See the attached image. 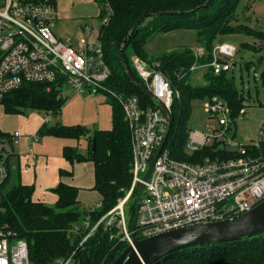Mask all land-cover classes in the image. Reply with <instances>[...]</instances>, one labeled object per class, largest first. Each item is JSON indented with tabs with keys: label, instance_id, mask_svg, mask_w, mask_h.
Listing matches in <instances>:
<instances>
[{
	"label": "trees",
	"instance_id": "obj_1",
	"mask_svg": "<svg viewBox=\"0 0 264 264\" xmlns=\"http://www.w3.org/2000/svg\"><path fill=\"white\" fill-rule=\"evenodd\" d=\"M109 1L112 15L107 24L100 25L98 31L104 59L111 72L105 82L109 95L107 103L111 106V127L94 129L91 136L81 125L48 127L45 122L38 130L39 134L56 137L88 138L86 155L80 154L76 146L70 145L63 147L62 154L71 165L84 161L92 163V189L99 194L101 205L80 212V188L62 180L52 188L57 197L54 204L33 200L34 186L23 184L19 176H12L8 163L12 153H6L8 176L0 190V226L11 230L14 237L26 242L29 264H56L58 260L70 256L72 264H108L125 247L119 237H110L111 233L115 234V230L106 228L104 222H97L126 194L132 180L129 130L118 97L136 95L142 106L154 104L153 99L142 89L146 85L136 72L131 56L139 57L162 72L170 85L179 90V97L174 99L171 106V129L165 145L171 157L190 161L193 156L184 150L189 130L186 120L190 100L216 95L231 108L233 118L244 107V98L235 88L233 77L227 73L231 65L228 71L213 73L211 63L217 58L216 46L228 34H250L264 42L262 30L253 29L243 22L234 23L238 19L237 6L240 0ZM175 30L193 31L197 45L203 49L202 55L196 56L188 46L159 55L148 54L146 44L152 37ZM241 46L255 48L249 42H243ZM193 65L196 68L206 67L205 83L192 84L189 81L193 73L189 68ZM261 79L264 86V71ZM110 91L115 97L108 93ZM65 100L55 84L30 82L9 92L2 105L7 113H19L22 109L30 108L57 114ZM0 138L11 140L9 133L2 130ZM71 172L60 170L59 175L69 176ZM135 194L131 195L126 209L129 224L134 213ZM82 213L84 220L88 216V225L74 231L73 223ZM93 227V232L82 241ZM154 264H264V230L248 238L175 250Z\"/></svg>",
	"mask_w": 264,
	"mask_h": 264
},
{
	"label": "built area",
	"instance_id": "obj_2",
	"mask_svg": "<svg viewBox=\"0 0 264 264\" xmlns=\"http://www.w3.org/2000/svg\"><path fill=\"white\" fill-rule=\"evenodd\" d=\"M101 1L104 4L101 24L105 25L112 7L109 0ZM56 18L57 11L48 2L0 0V103L9 92L30 82L55 84L58 89L69 83L80 93H107L105 82L111 72L104 59L99 32L92 42L81 36L75 43L72 38H60L51 31L49 23ZM235 51L226 42L216 46L217 58L211 63L214 74L229 70ZM131 60L154 104L142 106L136 95L118 97L129 130L132 180L126 194L97 224L104 222L106 228L116 231L110 234L111 238L119 237L125 246L131 244L126 209L140 183L144 187L134 231L138 238L241 214L264 200V120L256 137L248 144L243 143L236 138L233 126L235 119L244 114V107L233 118L231 108L216 95L205 97L204 108L209 117L218 120V125L211 126L209 132L188 130L184 150L193 159L171 157L164 144L148 179L143 180L168 128V117L162 107L170 115L172 103L180 93L162 72L137 56H131ZM195 69L193 65L189 71ZM108 93L115 97L111 91ZM9 135L12 144L19 143L18 131ZM0 148L1 190L8 167L7 152L1 145ZM100 205L98 201L90 209ZM88 221L87 216L85 226ZM0 264H29L26 242L3 226H0ZM56 264H72V258L58 260Z\"/></svg>",
	"mask_w": 264,
	"mask_h": 264
},
{
	"label": "rangeland",
	"instance_id": "obj_3",
	"mask_svg": "<svg viewBox=\"0 0 264 264\" xmlns=\"http://www.w3.org/2000/svg\"><path fill=\"white\" fill-rule=\"evenodd\" d=\"M58 20L49 23V28L61 38L73 39L82 37L89 42L98 36L101 25L100 16L104 14V4L101 0H56ZM238 19L234 23H246L256 30L264 32V0H240L237 6ZM85 29L90 30L88 35ZM250 34H228L222 37V42L231 44L235 48V54L230 62L231 68L227 72L233 77L234 86L243 96L244 114L235 119L233 129L236 130V138L248 144L254 139L259 130V124L264 120V86L261 75L264 71V42ZM76 43V40H74ZM249 42L255 48H243L241 43ZM183 46L190 47L200 56L203 49L195 41L194 32L191 30H175L164 34H157L146 44L149 55L161 54L170 50H177ZM152 57V56H150ZM154 58V57H153ZM235 61V62H234ZM146 62V61H145ZM134 66V65H133ZM205 66H198L191 74L189 81L192 84L205 83ZM167 77V76H166ZM169 80V79H168ZM59 94L66 100L57 114H47L35 109H22L19 113H7L0 103V129L7 133L14 130L20 134L19 140L30 142L29 152L31 155L44 157L62 156L63 145H74L77 151L86 155L88 153V138L82 136L78 139L56 137L53 135L39 134L38 130L45 119L49 118L48 127L56 125H81L91 136L94 129H109L111 127V107L106 102L109 98L107 93L99 91L96 94L80 93L69 83L60 86ZM207 98L195 97L190 100V109L186 120L187 129H197L209 132L211 126H217L218 120L209 117L205 111L204 103ZM36 135L39 137L34 138ZM88 135V136H89ZM0 145L9 155L8 163L15 174L17 166V154L20 153L21 144H12L10 140L0 138ZM0 151L2 149L0 148ZM14 153V154H13ZM6 154V153H5ZM84 181L89 177L85 175ZM13 181V180H12ZM78 209L80 212L90 209L95 201H99V194L82 191ZM86 192V193H85ZM87 194V196H86ZM89 194V195H88ZM83 213L73 223V230L85 227Z\"/></svg>",
	"mask_w": 264,
	"mask_h": 264
},
{
	"label": "water",
	"instance_id": "obj_4",
	"mask_svg": "<svg viewBox=\"0 0 264 264\" xmlns=\"http://www.w3.org/2000/svg\"><path fill=\"white\" fill-rule=\"evenodd\" d=\"M136 25L137 23L130 31ZM142 89L152 98L146 87H142ZM162 110L168 117V128L143 176L144 181L148 179L154 162L162 150L171 129V117L166 109L162 107ZM92 143V150H94V138H92ZM1 157L2 154H0V159ZM143 187V183H140L136 189L134 213L130 222L131 244L125 246L108 264H154L175 250L206 243L228 242L248 238L264 230V200H262L251 210L241 214L215 221L188 224L148 237L138 238L134 231L136 229Z\"/></svg>",
	"mask_w": 264,
	"mask_h": 264
},
{
	"label": "crops",
	"instance_id": "obj_5",
	"mask_svg": "<svg viewBox=\"0 0 264 264\" xmlns=\"http://www.w3.org/2000/svg\"><path fill=\"white\" fill-rule=\"evenodd\" d=\"M53 6L57 11L56 0L53 3ZM58 17H59V13L57 11V18L54 20V22L58 20ZM88 35H90V30L88 32ZM79 36L81 37L82 35L79 34ZM77 39L78 38L73 40H77ZM37 137H39V135H36L34 138ZM18 144H21L20 153L17 154L18 162L15 168V174L14 176L13 175L12 176L13 177L19 176L20 181L23 184L34 186V191L32 194L33 200L42 201L50 205L54 204L57 197L56 194L52 192V188L55 187L60 182V180L80 188L79 200L81 199V195L83 194L82 191H86V190L90 191L88 193L93 192V194L96 196L95 193L97 192L92 189L93 165L91 162L84 161L79 164L71 165L63 157V154L61 157L60 156L58 157V155H56V157H51L46 154L44 157L37 158L36 155H31L29 152L30 142H26L24 139H20ZM64 146L66 145L64 144L63 147ZM70 146H74V145H70ZM60 170H66V171L72 170V172L71 175L69 176L64 175L60 177L59 175ZM12 172L13 170L11 168V174ZM84 172L86 177L87 176L89 177L88 182L84 181L85 179ZM96 202L97 201H95L94 203Z\"/></svg>",
	"mask_w": 264,
	"mask_h": 264
}]
</instances>
